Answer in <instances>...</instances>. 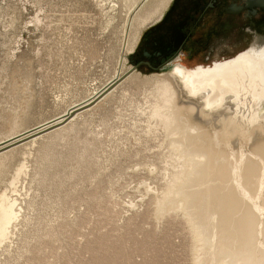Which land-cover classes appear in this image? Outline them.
<instances>
[{"label":"rangeland","instance_id":"374dc122","mask_svg":"<svg viewBox=\"0 0 264 264\" xmlns=\"http://www.w3.org/2000/svg\"><path fill=\"white\" fill-rule=\"evenodd\" d=\"M162 1L0 0V143L135 66L137 40L170 2ZM136 70L140 77L63 128L0 154V195L16 213L0 264H194L202 256L186 211L158 213L182 162L171 144L185 124L177 111L163 126L153 114L163 104L158 85L142 78L168 71Z\"/></svg>","mask_w":264,"mask_h":264},{"label":"bare ground","instance_id":"6f19581e","mask_svg":"<svg viewBox=\"0 0 264 264\" xmlns=\"http://www.w3.org/2000/svg\"><path fill=\"white\" fill-rule=\"evenodd\" d=\"M124 73L126 79L140 77L133 66L123 65L109 84ZM247 75L215 68L188 78L175 69L142 78L158 85L156 93L163 104L155 106L153 114L161 115L163 126L170 129L177 111L185 124L184 132L174 135L182 140L170 143L182 162L157 212L186 211L202 251L194 264H264V110L252 106L264 100V82L257 83L255 72ZM170 106L172 115H163L161 111ZM193 132L196 134L191 135ZM187 181L198 183L200 189L182 190ZM14 204L5 194L0 195V240L5 237L4 228L16 217Z\"/></svg>","mask_w":264,"mask_h":264},{"label":"flooded vegetation","instance_id":"af4514ba","mask_svg":"<svg viewBox=\"0 0 264 264\" xmlns=\"http://www.w3.org/2000/svg\"><path fill=\"white\" fill-rule=\"evenodd\" d=\"M159 19L138 40L136 69L183 73L182 67L212 66L233 58L255 35L264 36L259 0H170Z\"/></svg>","mask_w":264,"mask_h":264},{"label":"water","instance_id":"95a60500","mask_svg":"<svg viewBox=\"0 0 264 264\" xmlns=\"http://www.w3.org/2000/svg\"><path fill=\"white\" fill-rule=\"evenodd\" d=\"M261 3H264V0H259ZM134 70L136 68L133 66ZM219 68L223 71L243 73L245 76L250 75V72H255L259 79L256 82L260 85L264 82V36L255 35L252 38V41L248 46L236 54L233 58L223 60L218 63L212 64V66L207 67H196L190 70L181 68L183 73H195L202 70H213ZM127 74L122 75L118 79L114 80L108 84L104 90H102L97 96L91 98L81 104H78L74 107H71L67 110L65 114L58 116L50 121H47L43 124L35 126L31 129H28L4 142L0 143V154L6 152L10 149L19 147L31 140L43 137L51 132L58 130L61 127L66 126L77 114L84 112L85 110L95 106L100 100H102L110 91L116 88L120 83H122L126 78ZM247 78L251 79L247 75ZM258 102V101H257ZM252 104V103H251ZM256 105V106H255ZM252 104L253 108L258 111L264 110V100L259 101L258 103Z\"/></svg>","mask_w":264,"mask_h":264},{"label":"trees","instance_id":"16d2710c","mask_svg":"<svg viewBox=\"0 0 264 264\" xmlns=\"http://www.w3.org/2000/svg\"><path fill=\"white\" fill-rule=\"evenodd\" d=\"M137 52V49L135 50V52L134 53H136Z\"/></svg>","mask_w":264,"mask_h":264}]
</instances>
